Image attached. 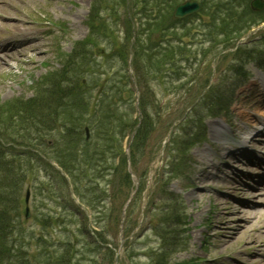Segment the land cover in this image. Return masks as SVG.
Returning a JSON list of instances; mask_svg holds the SVG:
<instances>
[{
	"label": "rangeland",
	"instance_id": "374dc122",
	"mask_svg": "<svg viewBox=\"0 0 264 264\" xmlns=\"http://www.w3.org/2000/svg\"><path fill=\"white\" fill-rule=\"evenodd\" d=\"M85 1V0H84ZM13 2L15 3L16 6H25V8H27L29 11H34V10H44L49 12L50 14L54 15L55 11V16H60L61 14H63L62 16H68L69 11L67 10L66 7H62V5L60 3H56L54 4L53 0H51L50 2L53 5H48L47 3H45V0H13ZM23 4V5H20ZM74 11V10H72ZM78 12H75V18L74 21H69L66 20L67 22L69 21V27H70V37L67 41H65V43L63 45H65V49H69L71 44H72V40L77 39L82 32L84 31V27H81L79 22H78V17L79 15L77 14ZM67 14V15H66ZM82 20V19H81ZM81 24L83 25V22L81 21ZM60 36L62 37V39H60V43L62 42L64 35L61 33ZM65 37L67 38V35H65ZM57 45V42H56ZM56 45L55 48L51 47L50 48V52L48 54H42L41 52L37 53V52H32V51H27L25 52V54L23 56H17L16 58H14V61H5L2 62L0 61V98H6L9 97L12 93V90L9 87H14V83H17L16 81H11V77H7L6 80H4L3 76L4 73L6 72H11V73H16L17 74V66L22 62L21 61V57L24 58H30L33 56V62H29V63H22V67L25 68L26 70L30 69L32 72V74H34V76L39 75L40 73H42V67L44 64H42V62L40 60L44 59L46 60V58L50 59L52 57L55 56L56 54ZM25 69H23L25 71ZM253 69V68H252ZM23 75V74H21ZM173 86V85H172ZM251 93H256V92H251ZM259 93V96H257L256 98H252V101H249V97H245L244 95H241L240 99L241 100H246V103H248L247 105L245 104H241V106H236L237 108L235 109V111L237 112V114L242 118L239 120V122L241 124H246L245 123V119L248 118H259L261 117L262 122H264V89L262 88V86L259 88L257 94ZM29 93H26V95L28 96ZM165 97H167L168 100H165L163 102L167 103L169 102L170 106H174V110H176L175 108H180L181 107V102L180 99L178 98H173L168 94L165 95ZM163 113H166V111H164ZM261 124V123H260ZM257 125V127H259V125ZM249 129H251L252 127H249ZM171 187L174 188V190H178L180 191V187L178 185V182L176 181H172L171 182ZM187 192H184L183 196L184 199L186 200L187 197ZM258 196V195H256ZM200 201L198 203H196L195 201H193L192 205H197L198 209L201 208L202 205L205 204H210L211 208L214 210V212L211 214V227L209 229V233L213 234L216 233L218 234V232L216 231L217 229H220V231L223 232V230L226 229V227H229L230 225H235L234 222H232L233 220H235V218L237 217L236 211L238 210L237 207L238 206H233L230 207V205H227L226 202L228 201V198H221L219 201H217L216 199L211 198L210 201L207 197H204L202 199L201 196H199ZM258 199H261L260 196H258ZM221 202V203H220ZM157 203H162V201H157ZM188 203V202H187ZM118 203H115V212H117V208H118ZM191 207L194 209L195 206ZM160 207H163V205H155L154 210H156L155 212H161ZM190 207V208H191ZM195 210V209H194ZM196 211V210H195ZM89 212H91V210H89ZM137 212V211H136ZM132 213V219L133 220H137V217H135V213ZM92 213V212H91ZM153 214V212L150 213L149 217H151ZM197 214H199L197 212ZM92 215V214H91ZM95 217V216H94ZM156 217L158 218V214H156ZM76 220V218H73ZM81 219V217H80ZM96 222L98 219H94ZM264 220V213L259 217L256 218L254 220H252V223L250 221L246 222L245 217H243L240 220L241 225L243 226H238L236 231L238 232V234L234 237H230V239H226L224 237L220 238L219 241H217V239L211 237V238H206L205 241L207 243V246L204 247L203 246V250L200 251L202 253L199 254H203L205 251H208L209 254H221L222 253V247L224 244L226 245V252H230L231 250H233L234 245L236 244H240V243H244L247 239H245L246 235L248 234L249 230L256 226V224L262 222ZM108 228H110L111 226H114L115 228V223H114V219L111 218V220L109 219L108 221ZM152 225L155 224V221H153L151 223ZM165 226V222L162 223ZM93 227L95 228V225L92 222ZM72 224L69 225V230H71ZM224 228V229H221ZM212 229L214 231H212ZM192 230V229H191ZM230 230H225V236H228ZM259 231V230H257ZM240 232V233H239ZM257 232L253 233L255 235ZM203 235H204V231L203 229H196L194 230V232H190V242H196L197 243V251L199 252V248H200V244L203 241ZM238 237H241L242 239H238ZM233 238H236L233 240ZM247 238H250V236H247ZM136 241H138L140 244H145L146 246H157L158 245V240L156 239V237L153 234V230L151 228V226L149 225L148 221H141L140 225L138 226V230L136 233ZM227 240V241H226ZM124 241V240H123ZM124 247V246H123ZM208 248V249H206ZM206 249V250H205Z\"/></svg>",
	"mask_w": 264,
	"mask_h": 264
},
{
	"label": "bare ground",
	"instance_id": "6f19581e",
	"mask_svg": "<svg viewBox=\"0 0 264 264\" xmlns=\"http://www.w3.org/2000/svg\"><path fill=\"white\" fill-rule=\"evenodd\" d=\"M260 143V145H264V142H259ZM264 147V146H263ZM264 149V148H263ZM252 163V161H250V160H247V161H245L244 162V166L245 167H248L250 164ZM251 172H253V174H260L261 175V172H259V171H251ZM255 172V173H254ZM263 183H264V180H263ZM232 184V183H231Z\"/></svg>",
	"mask_w": 264,
	"mask_h": 264
}]
</instances>
